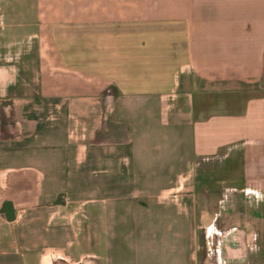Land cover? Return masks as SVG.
I'll use <instances>...</instances> for the list:
<instances>
[{
  "label": "crops",
  "instance_id": "crops-1",
  "mask_svg": "<svg viewBox=\"0 0 264 264\" xmlns=\"http://www.w3.org/2000/svg\"><path fill=\"white\" fill-rule=\"evenodd\" d=\"M43 3L46 51L0 60V264H215L212 234L220 264H247L264 0Z\"/></svg>",
  "mask_w": 264,
  "mask_h": 264
},
{
  "label": "rangeland",
  "instance_id": "rangeland-1",
  "mask_svg": "<svg viewBox=\"0 0 264 264\" xmlns=\"http://www.w3.org/2000/svg\"><path fill=\"white\" fill-rule=\"evenodd\" d=\"M44 1L45 0H0V60L6 59L16 61V59H12L10 56H13L15 53L19 54V52L30 53L35 47L38 48V44H40L42 52L46 51L44 46L45 48L48 47V41L44 38V32L41 31L39 37H35L38 36L35 24L37 23L39 13L43 14L40 5H44ZM16 24L19 28L14 30L15 27H10ZM11 29L14 31L12 32ZM4 51L9 53L6 58H3L5 54L3 53ZM222 162H216L218 171L216 175L213 176V179L217 181L225 177L222 169L220 170V168H223L221 166L223 164ZM216 186L217 187L213 189L215 193L220 197H225L224 200L228 205L232 202L233 210H238L241 204L239 200L234 197L237 193L232 191L229 192L230 190H227L225 187L221 186V184L219 185V183H217ZM242 208L247 210L246 215L248 221L246 239L248 244L247 264H264V203L247 195L242 203ZM201 237L203 238V236ZM216 238L219 237L213 234L209 237L208 250L205 246H203V248L201 247L199 252L200 260L208 258L215 264L221 263V259L218 255L219 253L215 252ZM56 264H71V262L63 259L57 261ZM81 264L92 263L84 260Z\"/></svg>",
  "mask_w": 264,
  "mask_h": 264
},
{
  "label": "trees",
  "instance_id": "trees-1",
  "mask_svg": "<svg viewBox=\"0 0 264 264\" xmlns=\"http://www.w3.org/2000/svg\"><path fill=\"white\" fill-rule=\"evenodd\" d=\"M24 189L27 191L28 189H31V187L25 186ZM28 191H30V190H28ZM58 199H60V196ZM57 202H58V200L55 201L53 204H56ZM15 212H16L15 203L11 199H6L1 203L0 214L3 215V217L7 221H12L14 219Z\"/></svg>",
  "mask_w": 264,
  "mask_h": 264
},
{
  "label": "flooded vegetation",
  "instance_id": "flooded-vegetation-1",
  "mask_svg": "<svg viewBox=\"0 0 264 264\" xmlns=\"http://www.w3.org/2000/svg\"><path fill=\"white\" fill-rule=\"evenodd\" d=\"M5 93H3V92H0V95H4ZM246 253V255H248V249H247V252H245Z\"/></svg>",
  "mask_w": 264,
  "mask_h": 264
}]
</instances>
